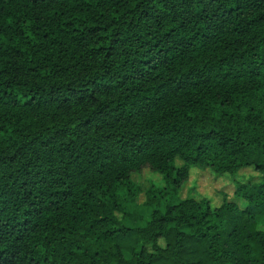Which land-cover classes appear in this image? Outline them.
<instances>
[{
    "label": "trees",
    "instance_id": "obj_1",
    "mask_svg": "<svg viewBox=\"0 0 264 264\" xmlns=\"http://www.w3.org/2000/svg\"><path fill=\"white\" fill-rule=\"evenodd\" d=\"M0 264H264V0H0Z\"/></svg>",
    "mask_w": 264,
    "mask_h": 264
},
{
    "label": "rangeland",
    "instance_id": "obj_2",
    "mask_svg": "<svg viewBox=\"0 0 264 264\" xmlns=\"http://www.w3.org/2000/svg\"><path fill=\"white\" fill-rule=\"evenodd\" d=\"M180 165V161H177ZM134 181L140 185L142 190L150 185L162 186L161 176L149 168L142 169L139 173L132 174ZM258 173L252 167H244L235 176L217 175L210 169L193 167L190 171L188 180L182 185L179 191V199L194 196L195 198L209 199L211 206L221 203L224 196L228 199L233 198L235 184L238 182H257ZM144 194L142 193L132 207L137 212L147 217V211L142 208ZM147 219V218H146Z\"/></svg>",
    "mask_w": 264,
    "mask_h": 264
}]
</instances>
